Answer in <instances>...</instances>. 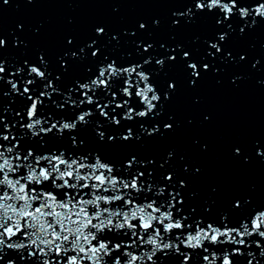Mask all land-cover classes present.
I'll return each mask as SVG.
<instances>
[{
  "label": "snow or ice",
  "instance_id": "snow-or-ice-1",
  "mask_svg": "<svg viewBox=\"0 0 264 264\" xmlns=\"http://www.w3.org/2000/svg\"><path fill=\"white\" fill-rule=\"evenodd\" d=\"M186 2L190 6L174 15L194 17V6L201 13H215L216 24L228 30H232L236 16L245 24L264 20V0ZM7 3L9 0H2V4ZM139 27L146 25L141 23ZM104 31L102 27L96 29L97 34ZM240 31H244L243 25ZM216 35L218 39L208 41L209 49L215 50L208 55L213 57L222 51L220 41L227 38L228 31ZM95 43L93 40L87 47ZM4 44L0 38V46ZM142 47L149 52L153 45ZM98 52L96 48L91 54L96 56ZM84 53L85 48H81L71 56ZM181 59H188L192 84L200 77L201 68L209 69L208 63L192 61L188 51H183ZM166 60L175 62L177 56H161L155 63L164 65ZM151 61L152 55L137 63L101 61L95 72L77 79L67 90L33 63L28 65L32 78L23 79L21 91L20 82L13 77L24 68L16 67L5 81L3 74L8 70L0 59V99L9 95L3 91L6 82L24 104L15 111L0 103V261L4 264H17L10 253L18 254L23 264H157L158 253L164 257L171 253L181 258L179 264H192L193 252L202 264H236L233 257L244 255V249L252 246L259 252H247L248 264H261L257 257L264 258V207H254L236 222L228 215L218 221L205 220L184 211L183 194L175 188L173 174L157 178L154 170L147 168L151 161H138L133 155L117 167L99 152L44 147L45 137L71 134L78 126L89 124L97 111L103 118L95 121L101 141L139 140L140 135L130 126L136 121H141L140 133L158 132L159 124L149 128L143 123L160 114V93L151 73L144 70ZM40 63L47 64L43 56ZM61 64L66 62L62 60ZM60 79V75L55 77ZM37 81H47L39 85V91L33 87ZM168 87L174 90L175 84L170 82ZM61 93L63 102L57 103L53 94ZM168 97L165 92L164 99ZM49 105L60 114L48 111ZM9 111L13 112L11 121L4 115ZM105 126L115 131L109 134ZM163 127L171 130L173 125L165 123ZM33 138H37L40 149L31 146ZM70 140L76 147L77 138L70 135ZM259 154L264 155V151ZM179 185L184 187L185 181L180 180ZM235 206L240 207V202ZM5 256L9 258L5 260Z\"/></svg>",
  "mask_w": 264,
  "mask_h": 264
},
{
  "label": "water",
  "instance_id": "water-1",
  "mask_svg": "<svg viewBox=\"0 0 264 264\" xmlns=\"http://www.w3.org/2000/svg\"><path fill=\"white\" fill-rule=\"evenodd\" d=\"M0 5V38L5 41L0 46V59L8 70L3 75L6 81L16 67L22 66L23 73L13 77L20 82L21 91L23 79L32 78L28 65L33 63L67 90L77 79L95 72L101 61L137 63L152 55L144 70L151 73L152 83L160 93V114L143 123L149 128L159 124L158 132L140 133L141 121H136L130 126L140 135L139 140L101 141L95 132V121L103 118L97 111L89 124L78 126L71 134L45 137L44 147L99 152L117 167L133 155L138 161H151L147 168L153 169L157 178L173 174L174 186L183 194L184 211L205 220L218 221L220 216L228 215L236 222L254 207H264V155L259 154L264 151V20L245 24L236 16L232 30H228L216 24L215 13H201L194 6V17L174 15L190 6L186 0H9L7 4L0 0ZM174 20L179 23L174 24ZM141 23L146 27L141 29ZM98 27L105 31L97 34ZM220 31H228V36L220 41L222 51L213 57L208 55L215 51L209 49L208 41L218 39L216 33ZM93 40L96 43L87 47ZM142 44H152L153 48L145 52ZM81 48H85L84 54L71 56ZM96 48L99 52L92 56ZM183 51L190 53L192 61L209 64L208 70L201 68L195 84L190 82L193 77L187 69L188 59H181ZM170 54L177 56L175 62L155 63L157 58L166 59ZM41 56L46 65L40 63ZM62 60L66 62L64 66ZM57 75L60 80H55ZM46 82L37 81L33 87L39 91V85ZM170 82L175 84L174 90L168 87ZM3 91L9 93L0 99L4 106L15 111L24 106L6 82ZM165 92L169 93L167 99ZM53 99L63 102L62 93L53 94ZM47 110L60 114L54 105ZM4 115L9 121L14 118L12 111ZM165 123H171L172 129H165ZM107 131L112 134L115 129ZM70 135L77 138L76 147ZM36 139L31 146L40 149ZM180 180L185 181L182 188ZM237 201L240 207L235 206ZM249 250L259 252L255 246L244 249V255L233 257L236 264H248ZM9 256L23 264L18 254ZM257 258L264 264V258ZM179 259L171 253L167 257L158 253L157 264H179ZM192 264H202L195 252Z\"/></svg>",
  "mask_w": 264,
  "mask_h": 264
}]
</instances>
